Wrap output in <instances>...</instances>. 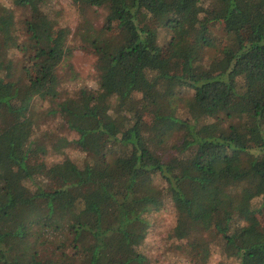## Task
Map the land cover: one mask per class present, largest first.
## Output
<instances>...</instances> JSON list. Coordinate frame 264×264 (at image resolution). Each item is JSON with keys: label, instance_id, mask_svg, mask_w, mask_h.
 <instances>
[{"label": "trees", "instance_id": "obj_1", "mask_svg": "<svg viewBox=\"0 0 264 264\" xmlns=\"http://www.w3.org/2000/svg\"><path fill=\"white\" fill-rule=\"evenodd\" d=\"M52 1L0 0V264H150L164 201L194 264H264V0H69L74 86Z\"/></svg>", "mask_w": 264, "mask_h": 264}, {"label": "rangeland", "instance_id": "obj_2", "mask_svg": "<svg viewBox=\"0 0 264 264\" xmlns=\"http://www.w3.org/2000/svg\"><path fill=\"white\" fill-rule=\"evenodd\" d=\"M52 8L59 9V23L52 29V34L61 42L69 53L65 55V61L60 65L61 74L70 71L78 76V79L67 81L68 86L76 84H93L95 81L94 61L95 55L88 49L78 48L75 39V29L78 17L69 0H53ZM104 10L94 9L92 17L97 26H106L104 19ZM215 34L217 31L214 29ZM221 42V40H220ZM17 55L18 51H13ZM20 67L22 64H19ZM36 68L28 67L27 76H33ZM45 104V103H44ZM51 106L56 108L55 101L50 102ZM65 153H35L33 159L35 162H44L46 165L45 177L50 182L56 183L55 169L58 162L62 161ZM175 223V214L172 212L171 204L168 201L158 208H154L150 213V225L146 232L145 239L140 247L142 252L148 257L150 264H194L192 259L183 251V242L169 237L170 231ZM231 264L230 259L224 260L218 251L211 250L206 264ZM50 264H53L51 262Z\"/></svg>", "mask_w": 264, "mask_h": 264}]
</instances>
